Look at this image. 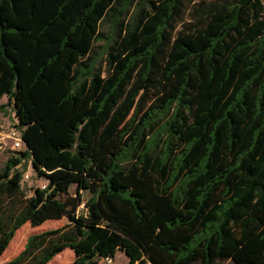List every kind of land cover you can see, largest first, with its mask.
Segmentation results:
<instances>
[{
  "label": "trees",
  "instance_id": "obj_1",
  "mask_svg": "<svg viewBox=\"0 0 264 264\" xmlns=\"http://www.w3.org/2000/svg\"><path fill=\"white\" fill-rule=\"evenodd\" d=\"M3 96L25 148L0 167V257L67 219L3 264H220L264 234V0H0Z\"/></svg>",
  "mask_w": 264,
  "mask_h": 264
},
{
  "label": "rangeland",
  "instance_id": "obj_2",
  "mask_svg": "<svg viewBox=\"0 0 264 264\" xmlns=\"http://www.w3.org/2000/svg\"><path fill=\"white\" fill-rule=\"evenodd\" d=\"M102 29L107 32V39L103 38L96 42V46L92 52L93 60L96 67H106V50L108 46V41L110 38V26L106 23L102 26ZM15 124V119L12 111V104L7 96L0 98V132L3 133V139L5 141L4 148H0V167H3L10 156L14 154L15 150H22L25 148V143L22 144L21 148L14 149L15 140L13 138H7L6 134L11 130ZM2 134H0L1 136ZM23 167V165H21ZM29 173L30 178L24 181V190L28 195L33 193L34 188L42 183V179L36 177L32 163L29 161L24 170V174ZM75 191V187L71 188V192ZM84 197H87V193L84 192ZM80 209H83V205ZM67 222L66 218L60 220H47L41 225L33 226L30 222L25 223L19 229L16 230L13 238L11 239L8 247L0 257V264L11 260L16 255H18L28 240V238L35 233L41 232L43 230L56 228L62 226ZM264 234L259 237H250V235L244 236L239 247L225 249L224 253L230 257V259L220 262V264H235L234 261L240 262H254L258 263L259 259L261 262L264 259ZM262 252L263 256L260 258L258 254ZM75 253L71 248H66L61 253L57 254L50 262L47 264H74ZM128 257L122 251H118L115 259L111 262L115 264H121L127 262ZM107 262V261H106ZM149 264V263H147Z\"/></svg>",
  "mask_w": 264,
  "mask_h": 264
},
{
  "label": "built area",
  "instance_id": "obj_3",
  "mask_svg": "<svg viewBox=\"0 0 264 264\" xmlns=\"http://www.w3.org/2000/svg\"><path fill=\"white\" fill-rule=\"evenodd\" d=\"M0 134H2L1 136H0V148H4V145H5V141H4V139H3V133L2 132H0ZM6 136H7V138H13L14 140H15V144H14V149H19V148H21V146H22V144L24 143V140H23V138H22V134H21V131L18 129V128H16V127H12L11 128V130L6 134ZM24 177L26 178V179H28V178H30V174L29 173H26V174H24ZM41 187L42 188H46L47 187V182L46 181H44V182H42L41 183ZM106 261L107 262H109V263H111V261H112V258H110V257H108V258H106Z\"/></svg>",
  "mask_w": 264,
  "mask_h": 264
}]
</instances>
